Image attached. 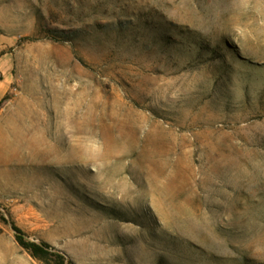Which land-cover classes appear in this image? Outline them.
<instances>
[{"label": "rangeland", "instance_id": "1", "mask_svg": "<svg viewBox=\"0 0 264 264\" xmlns=\"http://www.w3.org/2000/svg\"><path fill=\"white\" fill-rule=\"evenodd\" d=\"M0 264H264V0H0Z\"/></svg>", "mask_w": 264, "mask_h": 264}, {"label": "trees", "instance_id": "2", "mask_svg": "<svg viewBox=\"0 0 264 264\" xmlns=\"http://www.w3.org/2000/svg\"><path fill=\"white\" fill-rule=\"evenodd\" d=\"M14 230L16 232V239L19 245L29 251L34 258L39 260L58 258L61 261H65V257L62 255V253L56 250L49 243L45 241H27L25 239V234L20 229L14 227Z\"/></svg>", "mask_w": 264, "mask_h": 264}]
</instances>
